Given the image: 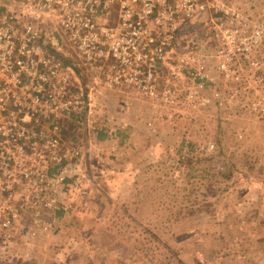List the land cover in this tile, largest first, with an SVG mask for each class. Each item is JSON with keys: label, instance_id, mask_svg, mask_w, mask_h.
Listing matches in <instances>:
<instances>
[{"label": "rangeland", "instance_id": "rangeland-1", "mask_svg": "<svg viewBox=\"0 0 264 264\" xmlns=\"http://www.w3.org/2000/svg\"><path fill=\"white\" fill-rule=\"evenodd\" d=\"M50 13L45 45L58 42L85 84L90 77ZM260 23L264 0H215L214 18L172 40L157 96L101 85L91 114L44 121L49 136L60 127L70 154L53 207L41 210L52 227L36 226L31 208L25 232L18 224L5 232L0 217V242L23 243L21 264H264V37L236 59L240 82L218 68L228 45L217 36H251ZM183 58L191 67L179 72ZM200 72L205 100L194 102L187 88Z\"/></svg>", "mask_w": 264, "mask_h": 264}, {"label": "built area", "instance_id": "built-area-1", "mask_svg": "<svg viewBox=\"0 0 264 264\" xmlns=\"http://www.w3.org/2000/svg\"><path fill=\"white\" fill-rule=\"evenodd\" d=\"M46 11L67 31L90 77L85 84L74 65L65 62L58 42L52 40L51 49L45 45L51 14ZM206 15L215 17V0H0V217L5 232L16 224L26 228L31 208L37 210L36 226L52 227L41 210L53 207L49 196L66 179L63 166L70 154L60 148V127L52 126L49 136L44 121L91 114L93 91L101 85L133 86L157 96L160 64L173 49L172 40ZM237 31L217 33L228 45L218 68L241 82L235 61L260 45L264 23L256 24L251 36L236 37ZM251 64L259 67L261 61ZM176 66L179 72L191 67L186 58ZM204 77L200 72L187 88L188 99L205 100L199 93ZM169 93L167 87L164 95ZM80 190L82 197L88 195Z\"/></svg>", "mask_w": 264, "mask_h": 264}, {"label": "crops", "instance_id": "crops-1", "mask_svg": "<svg viewBox=\"0 0 264 264\" xmlns=\"http://www.w3.org/2000/svg\"><path fill=\"white\" fill-rule=\"evenodd\" d=\"M19 229H21L20 232L22 230L23 231L27 230V228H25V227H23V228L21 227ZM28 229H30V228H28ZM34 243H36V242H34ZM24 244L26 245V243H24ZM0 246H2V250L0 251V253H2L0 256V262H5L6 264H14V263L21 264V263L25 262V260L28 259L24 255V253L26 252V247H24L23 250L20 248L21 246H23V243L19 242V243L14 244V243L9 242L8 244L5 245V244L0 242ZM12 246H14L13 249H12ZM22 257L24 258V260L21 259Z\"/></svg>", "mask_w": 264, "mask_h": 264}]
</instances>
